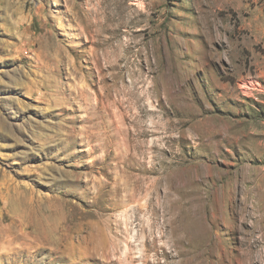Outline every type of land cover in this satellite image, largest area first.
Masks as SVG:
<instances>
[{"label":"rangeland","instance_id":"rangeland-1","mask_svg":"<svg viewBox=\"0 0 264 264\" xmlns=\"http://www.w3.org/2000/svg\"><path fill=\"white\" fill-rule=\"evenodd\" d=\"M262 236L264 0H0V264H264Z\"/></svg>","mask_w":264,"mask_h":264},{"label":"bare ground","instance_id":"bare-ground-1","mask_svg":"<svg viewBox=\"0 0 264 264\" xmlns=\"http://www.w3.org/2000/svg\"><path fill=\"white\" fill-rule=\"evenodd\" d=\"M243 87V89H247V86H242ZM249 90V89H248ZM143 207V206H142ZM162 207V206H161ZM128 217V216H127ZM130 217H128V219H126V223L128 224V227H129V222H130ZM124 222H125V220H124ZM146 222V221H145ZM165 225H166V221H165ZM177 225V224H176ZM176 227V226H175ZM153 228H157V223H155L153 226H149L148 228H146V230L148 231V232H150V234L151 233H153ZM183 228V230H181V231H183L182 233H184V234H186V231L187 230H189V229H191V231H192V233H195V234H198V233H200V232H202V231H204L205 229L203 228V225L200 223V222H197V221H194L188 228H186V227H182ZM181 228V229H182ZM127 229V228H126ZM178 230H180L179 228H178ZM172 234H173V237H175V239L173 240V246H174V249L175 248H177V246L178 245H180L181 243H182V241L184 240V236H181L180 238H176V235H175V230L174 229H172ZM126 232V231H125ZM178 232V231H177ZM163 233V232H162ZM178 233H180V232H178ZM164 234H167V235H169V232L167 231V232H164ZM163 234V235H164ZM181 234V233H180ZM179 235V234H178ZM160 236V235H159ZM188 236V235H187ZM186 235H185V238L187 237ZM169 238H170V235L168 236ZM264 239V236H262V240ZM134 241V240H133ZM184 242V241H183ZM256 244H257V242H256ZM172 250V249H171ZM174 252V251H173ZM256 252V251H255ZM128 253V252H127ZM165 253V252H164ZM167 253V252H166ZM172 253V252H171ZM132 255H133V253H132V251H130L129 252V254H127V256H126V260H131V262H134V258L132 257ZM254 255V250H249V252H248V256L251 258V256H253ZM142 256V255H141ZM139 257V256H138ZM182 257V253H178V255L176 256V258H181ZM143 259V258H142ZM260 259V258H259ZM232 260V259H231ZM261 260V259H260ZM262 261V260H261ZM182 263H185V262H183V261H181ZM263 262V261H262ZM181 264V263H180Z\"/></svg>","mask_w":264,"mask_h":264}]
</instances>
